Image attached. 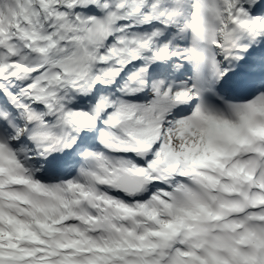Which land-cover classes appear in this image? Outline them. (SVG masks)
Returning a JSON list of instances; mask_svg holds the SVG:
<instances>
[{"label":"snow or ice","instance_id":"1","mask_svg":"<svg viewBox=\"0 0 264 264\" xmlns=\"http://www.w3.org/2000/svg\"><path fill=\"white\" fill-rule=\"evenodd\" d=\"M0 264H264V0H0Z\"/></svg>","mask_w":264,"mask_h":264}]
</instances>
